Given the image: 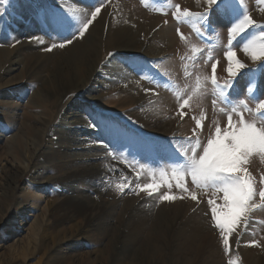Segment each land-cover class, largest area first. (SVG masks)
<instances>
[{"label":"rangeland","instance_id":"374dc122","mask_svg":"<svg viewBox=\"0 0 264 264\" xmlns=\"http://www.w3.org/2000/svg\"><path fill=\"white\" fill-rule=\"evenodd\" d=\"M99 3L0 0V264H264V200L257 194L248 229L228 234L225 253L208 203L221 214L222 193L195 187L182 167L217 126L227 131L231 106L211 65L218 84L230 83L229 49L233 121L242 112L260 123L264 57L253 61L243 46H260L264 0H231L230 16L213 9L208 21L184 16L211 12L207 0H104L83 38L45 50L71 39ZM242 13L254 25L230 42L227 26ZM79 67L94 71L83 90L68 84ZM244 167L258 193L264 156ZM148 184L159 186L152 195L137 186ZM165 193L184 198L161 201Z\"/></svg>","mask_w":264,"mask_h":264},{"label":"snow or ice","instance_id":"6c2138e0","mask_svg":"<svg viewBox=\"0 0 264 264\" xmlns=\"http://www.w3.org/2000/svg\"><path fill=\"white\" fill-rule=\"evenodd\" d=\"M222 0H207V4L215 6L211 8V12L205 11L203 13L193 14L188 10L184 11L186 18L197 15L201 21H208L213 9H217L220 15H231V0H223V7L221 8ZM104 6V0H100L98 6L95 7L91 13V18L83 23L73 34L71 39L62 40L59 43H52L51 47L46 48V51H52L53 48H64L67 44L73 43L74 37L83 38L89 25L97 18ZM180 8L177 5V12ZM3 13L0 12V16ZM240 17L232 21L227 27L229 32V41H232L234 35L243 33L248 26L254 25L252 18L242 13ZM52 23L57 26H62L64 23V16L53 14ZM179 32V29H177ZM182 36V34H181ZM183 38V36H182ZM259 40L261 41L258 50L255 48L256 38L249 40L244 46L243 50L251 51V59L256 61L264 57V28L259 32ZM32 39H39V37H32ZM41 42H43L41 40ZM236 57V52L229 49L225 53V59L228 61L227 73L233 80L230 83H225L223 86L217 83L215 73L217 69V62H213L212 67V84L220 90L223 96V101L226 105L231 106V110L227 114V131H223L219 126L215 128L214 134L207 140L203 147L202 154L193 155L184 163V175H190L192 184L197 188L210 189L214 192L222 193L223 206L218 208L215 201L209 199L208 203L211 207V218L215 228L221 234L225 253L230 251L231 245L229 243V235L233 232L235 227H242L244 230L248 229L249 219L248 214L257 206L253 203L257 194L261 200H264V175L261 176V188L259 192L255 190L256 181L247 172L244 165L247 163L249 157L253 154L264 156V112H259L260 123L248 122L244 119L243 113L240 115L238 122L233 121V113H236V107L232 105L230 98L231 90L235 84V77L237 73L233 71L232 61ZM236 66L239 69L245 68V64L236 60ZM259 67L264 68V64ZM255 71V70H253ZM227 92V95H225ZM217 101L213 99L212 104L215 107ZM189 104V99H182L179 103V110L181 116L185 113L183 109ZM258 109H264V99L257 101ZM95 126V125H93ZM197 128H202L203 125L197 121ZM195 131V130H194ZM199 145V140L196 141ZM141 191L152 195L154 191L158 190V185H137ZM177 188L180 191L187 192L188 189L183 185L182 180L177 181ZM183 199V196L178 197L175 194L165 193L160 196L161 201L174 202L176 199ZM191 198L196 200L197 197L192 195ZM239 243V240L236 241ZM257 241L249 242V246H257ZM229 264H232L229 261Z\"/></svg>","mask_w":264,"mask_h":264},{"label":"bare ground","instance_id":"6f19581e","mask_svg":"<svg viewBox=\"0 0 264 264\" xmlns=\"http://www.w3.org/2000/svg\"><path fill=\"white\" fill-rule=\"evenodd\" d=\"M257 14H254V16H256ZM126 37L127 36H119V37H117L118 38V40L119 41H122V40H124V39H126ZM94 46V44L91 42V45H85L86 47H87V51H88V53L87 54H90V52H91V48H90V46ZM85 47V48H86ZM95 47V46H94ZM5 57V56H4ZM2 59V58H1ZM60 67V66H59ZM56 68V67H55ZM79 69V71H77V75L74 77V75H70L71 77H70V80H69V85H74L75 87H76V89L77 90H83L84 89V86H85V82L87 81V80H89V79H91L92 78V76H94V71H93V69H92V71L90 72V71H84L85 72V74H82V72H81V69H80V67L78 68ZM62 71V70H61ZM77 78V79H76ZM63 111V110H62ZM66 114H67V112H66ZM69 115L71 116L72 115V113L70 112L69 113ZM72 116H75V115H72ZM65 118H67V117H65ZM64 118V119H65ZM80 160V159H79ZM72 161V160H71ZM94 165V164H93ZM87 167V166H86ZM97 168V167H96ZM92 169V168H91ZM94 169V168H93ZM95 180V179H94ZM93 181V180H92ZM91 203V202H90ZM93 203V202H92ZM92 203L90 204L91 206H92ZM91 208V207H90ZM199 221L201 222V223H204L203 221H202V219H199ZM198 228V227H197ZM201 228V227H200ZM192 228H190V230H188V229H186L185 230V232L186 233H192V234H194V235H196L197 234V232L196 231H193V230H191ZM196 229V228H195ZM201 229H203V228H201ZM183 230V229H182ZM197 230V229H196ZM203 232V231H202ZM195 238V237H194ZM3 247V245H0V248H2Z\"/></svg>","mask_w":264,"mask_h":264}]
</instances>
